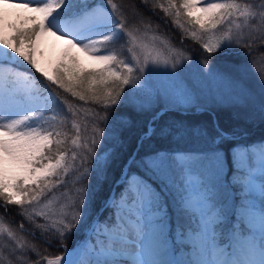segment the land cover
I'll return each mask as SVG.
<instances>
[{
    "label": "snow or ice",
    "instance_id": "obj_1",
    "mask_svg": "<svg viewBox=\"0 0 264 264\" xmlns=\"http://www.w3.org/2000/svg\"><path fill=\"white\" fill-rule=\"evenodd\" d=\"M148 15L168 18L207 54L204 78L222 88L212 103L238 105L264 120V0H0V264H264V204L257 212L249 199L257 152L264 177V142L259 148L242 143V133L218 123L211 130L183 122L156 126L166 113L214 109L182 85L172 91L141 86L148 65L162 63L175 75L192 60L188 49H166L162 61L155 47L149 50ZM46 37L65 46L47 65L38 58ZM229 51L250 58L262 89L258 108L237 78L239 69L211 70L213 60ZM78 54L95 66L85 68ZM57 89L97 106L89 110L83 136L74 123L70 138L58 121L69 113ZM146 114L141 147L157 136L189 135L206 147L144 152L120 170L118 194L105 199L110 214L94 215L95 190L115 170L123 134L135 115ZM69 139L79 149L72 161L80 160L71 197L60 191L68 187ZM131 163L136 172L129 171ZM259 191L264 198V181ZM165 192L175 193L176 212L185 221L174 236ZM12 215L19 221L6 220ZM82 230L87 238L79 237ZM185 252L191 258H162Z\"/></svg>",
    "mask_w": 264,
    "mask_h": 264
},
{
    "label": "trees",
    "instance_id": "obj_2",
    "mask_svg": "<svg viewBox=\"0 0 264 264\" xmlns=\"http://www.w3.org/2000/svg\"><path fill=\"white\" fill-rule=\"evenodd\" d=\"M117 3H130L131 0H116ZM138 3L139 0H136ZM146 21H150V28L152 31L160 33L164 35L166 38L171 40L175 46L181 49H188V53L192 55L195 59L203 61L204 57L207 55L203 53V50L191 40L185 39L184 35L176 29L170 22H168V18L157 15L153 16H145ZM186 35V34H185ZM131 54H129L130 56ZM127 58V57H124ZM218 59H222L223 62L218 61ZM214 59L213 62H216L218 65L224 66L228 62V64L233 65H247L249 64V57L247 56L245 51H229L224 54L223 57ZM134 64V61H133ZM38 75V74H37ZM59 99L66 103L61 104V108H63L66 112H68V116L65 118L63 113L58 116V121H62L63 129L67 130V134L70 138H75L74 133L75 129L72 128V125L75 123L80 125L82 136L85 134V128L88 124V120L91 117L90 109L96 108L97 106L94 104L85 103L83 101H79L78 98L72 97L68 93H64L62 90H55ZM75 112L76 115L73 116L71 113ZM148 120V115H135L133 117V123L130 126V129L127 130L123 134V144L120 150L119 158L115 164V170L110 175L109 181L106 186L101 189L95 190V196L93 204L96 205L94 212H100L101 208L105 204L106 197L112 193L114 187L119 179L120 170L123 169L128 163L129 159L133 156L134 152L137 151V156L135 160H139L140 156L143 155L144 152L151 151L153 149L165 150L168 152H189L194 151L195 148L190 149V147H198V144L201 140L196 139L192 136H184L177 138H167L161 139L159 136L153 138L150 142H147L144 147L139 146L138 138L146 125ZM178 122H183L186 126H195L202 125L207 126L210 130L212 129L213 123H218L219 126L229 132H237L242 133L238 137L240 142L245 144L255 143L256 136L252 134L256 127L260 130L257 131V137H260L264 141V120H261L258 115L254 118H250L248 111L244 107H217L215 108L213 113H195L194 110H191L189 114H182L179 112L176 113H166L161 117L159 121H157L156 126H162L164 124L173 125ZM57 130H61V124L58 123ZM247 135V136H244ZM63 138V137H62ZM82 142V140L80 141ZM139 147V148H138ZM67 162L69 163V171L68 173H73L74 166L79 165L80 160L77 158L75 161H72L71 157L73 152H78V149L72 145L71 139L68 140L67 145ZM137 165L132 163L130 165V171L136 172ZM118 191L120 188H117ZM174 192H165L164 199L167 200L168 204L171 207L172 213H170L171 217V227L172 234L175 235L176 228L179 224L185 223L184 219L179 216L176 212L175 201H174ZM15 211V210H14ZM111 209L105 210L101 217L109 215ZM19 217L12 215L6 218V220H17L19 221ZM30 239V238H29ZM34 243H39V241H33ZM71 241L69 244L71 245ZM42 246V245H41Z\"/></svg>",
    "mask_w": 264,
    "mask_h": 264
},
{
    "label": "rangeland",
    "instance_id": "obj_3",
    "mask_svg": "<svg viewBox=\"0 0 264 264\" xmlns=\"http://www.w3.org/2000/svg\"><path fill=\"white\" fill-rule=\"evenodd\" d=\"M151 30L152 28H150L149 32L147 33V38L144 40V43L150 44V48H149L150 51L152 50V47H155L156 50L159 53H161V56H160L161 61L167 55L166 49L183 50L175 46L171 40ZM153 37H155L154 42H153ZM45 45L40 46V49L42 50L44 54L43 57H38V58L41 59V62L43 64L47 65L49 61L55 62L60 58L62 50L65 46L60 41H59V46L54 45L53 47H47ZM185 54L190 55L188 52H186ZM78 55H80V59L85 68L95 66L83 54H78ZM155 55H156V52H153V56ZM191 57H192V60L190 61L189 66L184 67L182 71H177V74L175 75L173 74V70L170 68V66L168 68H165L162 63L159 67H155V68L152 65H148L145 69V72L141 76V80H142L141 86L146 90L172 91L176 87L182 85L190 89L197 96H199L201 103H204L207 101L209 103V106L215 110V108L220 107V106H217L216 104L212 103L211 97L215 93L222 91V88L218 86L214 81L210 79H205L204 73L208 71V69H203L201 67V65L203 64V61L195 59L192 55ZM218 61L223 62L222 59H218ZM225 64L227 65L221 66V65H218L216 62H212L211 70L214 72L215 71H225L226 72V71H233V70L239 69V72L236 74L237 78L240 80L241 86L244 88V90L247 91L254 98V100L256 101L255 107L258 108L262 89L258 82L257 75L253 71L252 66L250 64L233 65V64H228V62H226ZM224 107H239V106L232 105V106H224ZM188 112L189 111L184 112V113H188ZM213 112L214 111H212L211 113ZM257 131H260V130L256 127V130L252 132V134L256 136L255 143H252V145L256 146V148H258L257 146L260 145L262 142H264L260 137H257ZM205 147H206L205 143L201 140L200 143L198 144V147L196 146L190 147V149L195 148V151H196V150H202ZM258 160H259V153L257 152L256 156L253 157V167L255 169V174L253 177L252 194L249 197V199L252 201L253 205L255 206L257 212L261 208L262 204H264V198L260 196V191H259L260 184L262 181H264V177H262L259 173ZM90 163H91V160H89V164ZM70 174L71 173H67V175L63 177L65 180L68 181V187L60 189L61 192L66 193L69 197H71L73 193L72 181L74 180V176ZM193 179H195V177H193ZM57 195H59V193H57ZM164 202L168 205V224L170 227L171 217L169 214L172 213V211L166 199H164ZM95 208L97 209L96 205L93 204L92 206L93 214L100 216V212H102L104 208L101 209L100 212L98 213L97 211L94 212ZM79 237L87 238L86 230H82L79 233ZM256 239L257 241H259L260 239L258 224H257V229H256ZM162 258L163 259H189L191 257L187 252H185L183 254H179L178 256H165Z\"/></svg>",
    "mask_w": 264,
    "mask_h": 264
},
{
    "label": "bare ground",
    "instance_id": "obj_4",
    "mask_svg": "<svg viewBox=\"0 0 264 264\" xmlns=\"http://www.w3.org/2000/svg\"><path fill=\"white\" fill-rule=\"evenodd\" d=\"M43 45H45L47 47H53L54 45H58L59 46V41H56L54 37H46L42 41V43L40 44V46H43ZM70 255H71V253H70Z\"/></svg>",
    "mask_w": 264,
    "mask_h": 264
}]
</instances>
